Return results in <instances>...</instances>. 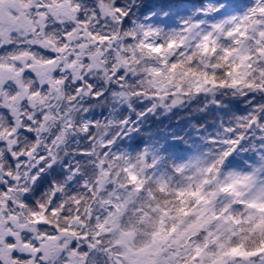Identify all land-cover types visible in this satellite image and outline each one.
<instances>
[{"label":"clouds","instance_id":"1","mask_svg":"<svg viewBox=\"0 0 264 264\" xmlns=\"http://www.w3.org/2000/svg\"><path fill=\"white\" fill-rule=\"evenodd\" d=\"M0 264H264V0H0Z\"/></svg>","mask_w":264,"mask_h":264},{"label":"snow or ice","instance_id":"2","mask_svg":"<svg viewBox=\"0 0 264 264\" xmlns=\"http://www.w3.org/2000/svg\"><path fill=\"white\" fill-rule=\"evenodd\" d=\"M233 251H235V250H233Z\"/></svg>","mask_w":264,"mask_h":264}]
</instances>
